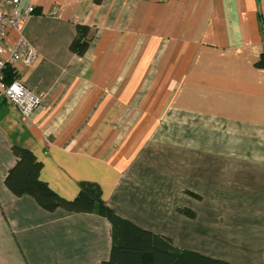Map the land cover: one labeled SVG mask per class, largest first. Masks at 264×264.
Segmentation results:
<instances>
[{"label": "crops", "instance_id": "0c3cea01", "mask_svg": "<svg viewBox=\"0 0 264 264\" xmlns=\"http://www.w3.org/2000/svg\"><path fill=\"white\" fill-rule=\"evenodd\" d=\"M4 38L41 101L23 121L0 93V264H100L111 225L47 211L4 183L11 145L71 199L97 183L115 214L175 248L264 264V0H21ZM89 28L82 55L69 50ZM186 209L193 216L183 213Z\"/></svg>", "mask_w": 264, "mask_h": 264}, {"label": "trees", "instance_id": "16d2710c", "mask_svg": "<svg viewBox=\"0 0 264 264\" xmlns=\"http://www.w3.org/2000/svg\"><path fill=\"white\" fill-rule=\"evenodd\" d=\"M34 9L31 10V14ZM89 28L77 24L69 50L82 55L88 46ZM6 82L16 79L10 65L3 71ZM11 153L15 159L4 179L6 187L15 196L28 195L37 205L47 211L62 208L68 212L94 213L105 217L111 225V247L109 256L100 264H228L209 256L186 249L175 248L168 237L143 229L122 218L101 198L97 183L80 181L78 193L68 199L53 191L39 174L41 161L27 147L12 144ZM183 213L193 216L186 209Z\"/></svg>", "mask_w": 264, "mask_h": 264}, {"label": "built area", "instance_id": "2783aa9c", "mask_svg": "<svg viewBox=\"0 0 264 264\" xmlns=\"http://www.w3.org/2000/svg\"><path fill=\"white\" fill-rule=\"evenodd\" d=\"M21 0H0V93L13 103L23 121L28 120L40 104V95L33 92L18 79L6 82L3 71L7 65L20 62L29 65L35 60V50L29 42L20 37L13 48L7 51L4 38L10 28L31 14L30 7H22Z\"/></svg>", "mask_w": 264, "mask_h": 264}]
</instances>
